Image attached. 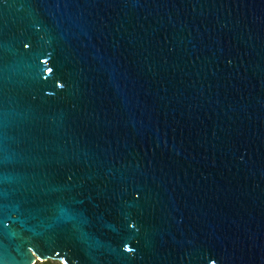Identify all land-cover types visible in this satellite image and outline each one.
I'll return each instance as SVG.
<instances>
[{"label":"water","instance_id":"water-1","mask_svg":"<svg viewBox=\"0 0 264 264\" xmlns=\"http://www.w3.org/2000/svg\"><path fill=\"white\" fill-rule=\"evenodd\" d=\"M264 264V0H0V264Z\"/></svg>","mask_w":264,"mask_h":264},{"label":"trees","instance_id":"trees-1","mask_svg":"<svg viewBox=\"0 0 264 264\" xmlns=\"http://www.w3.org/2000/svg\"><path fill=\"white\" fill-rule=\"evenodd\" d=\"M34 264H63V263L58 260L48 259L45 261H36Z\"/></svg>","mask_w":264,"mask_h":264}]
</instances>
